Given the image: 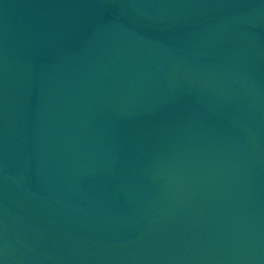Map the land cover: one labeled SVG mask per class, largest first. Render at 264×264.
Returning a JSON list of instances; mask_svg holds the SVG:
<instances>
[{"label": "water", "instance_id": "obj_1", "mask_svg": "<svg viewBox=\"0 0 264 264\" xmlns=\"http://www.w3.org/2000/svg\"><path fill=\"white\" fill-rule=\"evenodd\" d=\"M0 264H264V0H0Z\"/></svg>", "mask_w": 264, "mask_h": 264}]
</instances>
